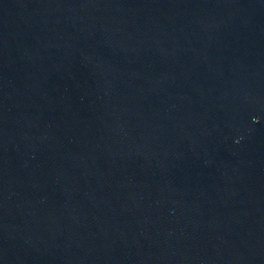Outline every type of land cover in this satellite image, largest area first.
<instances>
[{
	"label": "water",
	"instance_id": "obj_1",
	"mask_svg": "<svg viewBox=\"0 0 264 264\" xmlns=\"http://www.w3.org/2000/svg\"><path fill=\"white\" fill-rule=\"evenodd\" d=\"M0 264H264V0H0Z\"/></svg>",
	"mask_w": 264,
	"mask_h": 264
}]
</instances>
